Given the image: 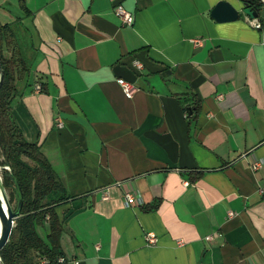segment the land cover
<instances>
[{"label": "crops", "instance_id": "crops-1", "mask_svg": "<svg viewBox=\"0 0 264 264\" xmlns=\"http://www.w3.org/2000/svg\"><path fill=\"white\" fill-rule=\"evenodd\" d=\"M217 1L0 0L31 58L13 112L71 195L56 208L66 257L264 264V3L255 27L240 0L215 20Z\"/></svg>", "mask_w": 264, "mask_h": 264}, {"label": "trees", "instance_id": "trees-1", "mask_svg": "<svg viewBox=\"0 0 264 264\" xmlns=\"http://www.w3.org/2000/svg\"><path fill=\"white\" fill-rule=\"evenodd\" d=\"M240 1L259 15L261 0ZM18 20L0 19V62L4 71L0 86L1 186L11 203L17 204L18 194L21 196L19 216L0 249V264H64L67 257L60 244L63 222L56 208L71 195L40 145L27 139L13 112V100L23 84L30 83L31 72V58ZM39 84L41 89L43 83Z\"/></svg>", "mask_w": 264, "mask_h": 264}, {"label": "water", "instance_id": "water-1", "mask_svg": "<svg viewBox=\"0 0 264 264\" xmlns=\"http://www.w3.org/2000/svg\"><path fill=\"white\" fill-rule=\"evenodd\" d=\"M242 10L249 13L251 17H256L257 12L247 10V6L242 3ZM211 16L220 22L233 21L240 16V9L228 0H218L210 11ZM3 68L0 62V86L3 81ZM21 205V196H17V204L9 201V198L1 186L0 181V249L8 241L15 219L19 216Z\"/></svg>", "mask_w": 264, "mask_h": 264}, {"label": "built area", "instance_id": "built-area-1", "mask_svg": "<svg viewBox=\"0 0 264 264\" xmlns=\"http://www.w3.org/2000/svg\"><path fill=\"white\" fill-rule=\"evenodd\" d=\"M261 1H262V3H264V0H261ZM115 12L119 16V18L121 19V22L123 24H131L132 23L133 14L130 11H128L127 9H125L122 5H119V4L116 5L115 6ZM248 20L255 27H260V25H261L260 21L256 17H250V18H248ZM191 40H192V42L195 45L196 44L198 45V44L201 43V38H198V37H194ZM133 66L135 68H141L142 67V63L140 61H138V60H134L133 61ZM117 81L121 85V88H122L124 94L127 95V96H131L133 94V92L136 90V87L134 86V84L131 81L125 80L123 78H118ZM35 88H36V90H39L40 89V84L36 83ZM221 96H222L221 94L218 95L219 98H221ZM56 125L57 126H62V121H61V119L59 117L56 118ZM262 164H263V160L262 159L255 160V161L252 162V167H253V169H257ZM184 183L187 184V181H184ZM103 197H105V198L107 197V193L106 192H105ZM139 203H140L139 199L135 195V193H133L132 191H128V190L124 192V204L126 206H132L134 204H139ZM228 214L232 215V212L229 211ZM218 236H219V232L218 231H214L212 233H209V234L205 235L204 238L207 241H212L215 238H217ZM145 239H146V242H147L148 245H153L156 242L155 234L151 233V232H147L145 234ZM177 243L178 244H182L183 240L182 239H178ZM64 264H80V261L77 258H72V257L69 258V257H67L64 260Z\"/></svg>", "mask_w": 264, "mask_h": 264}, {"label": "rangeland", "instance_id": "rangeland-1", "mask_svg": "<svg viewBox=\"0 0 264 264\" xmlns=\"http://www.w3.org/2000/svg\"><path fill=\"white\" fill-rule=\"evenodd\" d=\"M6 168H8L7 166H5ZM1 166H0V181H1ZM13 204H15V202L13 203Z\"/></svg>", "mask_w": 264, "mask_h": 264}]
</instances>
